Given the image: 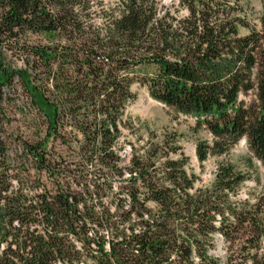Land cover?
Returning <instances> with one entry per match:
<instances>
[{
	"label": "trees",
	"instance_id": "16d2710c",
	"mask_svg": "<svg viewBox=\"0 0 264 264\" xmlns=\"http://www.w3.org/2000/svg\"><path fill=\"white\" fill-rule=\"evenodd\" d=\"M178 6L0 0V264H264V197L236 200L244 173L222 165L195 189L171 140L123 161L139 83L211 134L200 162L246 139L264 167V13L242 36L227 0ZM17 87L43 138L10 131Z\"/></svg>",
	"mask_w": 264,
	"mask_h": 264
},
{
	"label": "rangeland",
	"instance_id": "374dc122",
	"mask_svg": "<svg viewBox=\"0 0 264 264\" xmlns=\"http://www.w3.org/2000/svg\"><path fill=\"white\" fill-rule=\"evenodd\" d=\"M103 1L107 9L108 7L117 8L121 3V0ZM179 1L162 0V4L175 3L178 6ZM227 1L232 7L239 8L240 17L249 25V28L239 29L240 35H248L254 29L260 30V18L264 13L262 0ZM175 9L179 10L180 17L188 15V12L179 6ZM15 66L21 67L22 63H16ZM14 91L15 106L9 114L10 131L27 140H34L35 137L43 138L42 119L30 107L22 90L17 87ZM133 92L136 94V102L127 110L129 126L125 130L126 140L122 145L125 164L130 162L132 147L141 150L152 142L162 144L165 140H171L175 148L180 149L177 155L172 156L179 158L184 155L188 159L186 170L189 175L196 178L195 189L211 188L219 167L230 164L237 172L244 173L247 177L236 197L238 202L248 201L253 205L259 198L264 197V167L252 157L246 140H242L227 154L221 157H208L202 163L196 156L198 143L206 142L212 145L213 137L206 129L198 127L197 118L176 114L173 110L150 98L148 89L139 83L134 85ZM216 249L219 256L225 255L226 250L220 239Z\"/></svg>",
	"mask_w": 264,
	"mask_h": 264
},
{
	"label": "water",
	"instance_id": "95a60500",
	"mask_svg": "<svg viewBox=\"0 0 264 264\" xmlns=\"http://www.w3.org/2000/svg\"><path fill=\"white\" fill-rule=\"evenodd\" d=\"M245 140V139H244Z\"/></svg>",
	"mask_w": 264,
	"mask_h": 264
}]
</instances>
